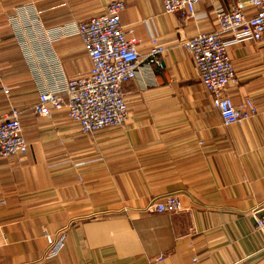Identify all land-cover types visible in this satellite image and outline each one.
I'll return each mask as SVG.
<instances>
[{
  "label": "crops",
  "instance_id": "obj_1",
  "mask_svg": "<svg viewBox=\"0 0 264 264\" xmlns=\"http://www.w3.org/2000/svg\"><path fill=\"white\" fill-rule=\"evenodd\" d=\"M111 1L0 0V117L18 107L29 144L22 157L0 158V264H264L254 216L264 209V43L224 35L236 71L227 93L258 108L231 126L184 44L218 28L216 6L238 0H200L188 19L166 13L163 0H122L127 37L139 39L145 61L151 33L164 45L162 64L124 83L125 123L84 134L66 109L33 112L46 80L29 58L55 56L67 77L87 74L92 60L72 26ZM35 19L65 33H37ZM171 193L181 210L148 209ZM46 232L63 236L47 258Z\"/></svg>",
  "mask_w": 264,
  "mask_h": 264
},
{
  "label": "built area",
  "instance_id": "obj_2",
  "mask_svg": "<svg viewBox=\"0 0 264 264\" xmlns=\"http://www.w3.org/2000/svg\"><path fill=\"white\" fill-rule=\"evenodd\" d=\"M199 1L163 0V5L166 13H180L181 19H188L196 18ZM249 6L253 8V14H249ZM125 7L124 1L113 0L103 13L72 26L74 30L71 32L81 37L84 49L92 60V67L87 74L67 77L61 61L55 56L34 55L29 58L36 75L44 72L46 80L33 107L35 114L51 117L66 109L69 117L79 123L84 134L125 123L130 111L124 83L138 78L141 73L145 75L146 70L151 72L152 63L162 64L158 56L164 49L157 35L151 33L152 48L145 61L139 50V39L127 37L132 29H127L122 23ZM214 9L218 28L199 31L185 39L184 44L193 57L203 86L213 96L223 124L231 126L254 117L258 114V108L251 97L238 104L227 93V86L236 81V71L224 35L230 34L236 40L247 36L264 43V0H238L229 11L221 6ZM30 26L31 30L38 29L37 33H44L48 38L65 33L63 28L45 30L36 19L32 20ZM40 63L43 67L39 66ZM10 90V87L4 86L5 93L8 94ZM28 150L21 110L11 106L10 111L0 117V158L22 157ZM182 208L177 193L167 194L148 206L149 210L158 213L175 212ZM255 212L256 228L264 233V209ZM45 235L48 248L43 257L47 258L60 251L63 236L54 238L47 232ZM193 260H197V257Z\"/></svg>",
  "mask_w": 264,
  "mask_h": 264
}]
</instances>
